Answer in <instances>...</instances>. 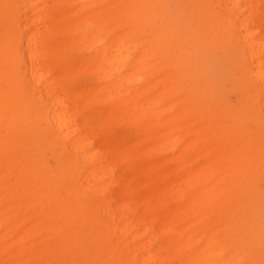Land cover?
Here are the masks:
<instances>
[{"label":"bare ground","instance_id":"obj_1","mask_svg":"<svg viewBox=\"0 0 264 264\" xmlns=\"http://www.w3.org/2000/svg\"><path fill=\"white\" fill-rule=\"evenodd\" d=\"M165 1L0 0V264H47L56 211V233L71 215L84 219L102 264L134 263L157 236L176 264L248 256L242 242L223 257L231 237L214 227L189 253L198 239L177 222L210 214L208 199L236 190L229 176L264 171V0H183L194 34L176 26ZM200 36L238 66L240 113L256 123L255 138L212 102ZM86 74L93 83L81 84ZM30 118L55 149L52 172L17 131ZM139 215L155 232H135ZM33 235L41 239L28 242Z\"/></svg>","mask_w":264,"mask_h":264},{"label":"rangeland","instance_id":"obj_2","mask_svg":"<svg viewBox=\"0 0 264 264\" xmlns=\"http://www.w3.org/2000/svg\"><path fill=\"white\" fill-rule=\"evenodd\" d=\"M165 4L176 14V26L188 29L191 34H194L196 26L188 20L189 12L184 1L166 0ZM195 40L198 41L202 57L208 61L206 73L212 82V88L214 87L218 91L217 99H213L216 101L212 102L217 103L219 110L225 111V118L229 124L236 120L242 132H245L252 139L255 138L257 135L256 123L247 120L240 113V94L245 90V83L232 56L227 50L217 49L213 44L202 39L201 36ZM80 81L83 85H89L93 83V78L86 74L81 76ZM41 126L40 122L30 118L26 122L20 123L17 131L23 135L31 136L30 152L38 155L41 163L47 167L48 171L52 172L54 166L52 155H54L55 149L42 144ZM120 128L123 134H127V138L136 137L133 130L126 129V127ZM14 176L17 175H10V178L13 177L14 179ZM113 177L115 178L116 175ZM228 182L235 185V191L228 192L224 197L217 195L205 202L209 205V211H212L210 212L211 215L218 212L216 221L204 224L205 217L211 218L212 216L198 211L178 220L177 223L180 228L186 227L184 231L188 238L195 237L198 239L197 242L189 245L188 251L194 253L200 249L207 237V230L214 227V231L218 230L221 236L231 237L232 243L226 245L223 257L233 253L244 242L247 245L248 256L241 259V264H264V171L257 170L241 177L229 176ZM205 184L203 183V185ZM137 200L138 197L135 196L134 201ZM54 214L58 215V211L50 213L51 220L47 221V253L49 254L47 264H102L103 258L98 254H92L94 243L87 241L84 237L87 230L84 219L71 215L68 224L59 228L56 233L51 228L52 222L58 219L52 216ZM137 214H140L139 210ZM199 218L203 224H195ZM137 221L139 225L135 229L136 233L146 229L155 232L156 226L151 224L146 217L139 215ZM243 235L246 236L244 240H242ZM40 239L39 235H33L28 242H37ZM144 241V238L138 237L135 244L140 245ZM165 241V238L157 236L148 251H140L134 256V263L132 264H140V257L149 255H153L156 264H176L170 260L171 251L165 248ZM50 247H56L55 252H50ZM254 252L258 254L254 255ZM215 261L214 259L204 260L203 263L210 264Z\"/></svg>","mask_w":264,"mask_h":264},{"label":"snow or ice","instance_id":"obj_3","mask_svg":"<svg viewBox=\"0 0 264 264\" xmlns=\"http://www.w3.org/2000/svg\"><path fill=\"white\" fill-rule=\"evenodd\" d=\"M10 7V5H4V8L5 9H7V8H9Z\"/></svg>","mask_w":264,"mask_h":264}]
</instances>
